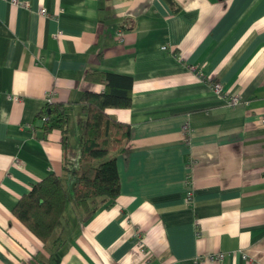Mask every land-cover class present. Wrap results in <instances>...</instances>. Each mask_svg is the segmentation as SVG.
Returning a JSON list of instances; mask_svg holds the SVG:
<instances>
[{
	"label": "crops",
	"instance_id": "0c3cea01",
	"mask_svg": "<svg viewBox=\"0 0 264 264\" xmlns=\"http://www.w3.org/2000/svg\"><path fill=\"white\" fill-rule=\"evenodd\" d=\"M16 1L0 0V264H264V0ZM93 71L134 81L107 109L131 127L121 193L87 221L70 201L44 243L13 209L50 173L72 196ZM50 101L70 106L66 144L37 126Z\"/></svg>",
	"mask_w": 264,
	"mask_h": 264
},
{
	"label": "trees",
	"instance_id": "16d2710c",
	"mask_svg": "<svg viewBox=\"0 0 264 264\" xmlns=\"http://www.w3.org/2000/svg\"><path fill=\"white\" fill-rule=\"evenodd\" d=\"M87 78L102 84L104 91H86L79 101L84 115L79 161L85 168L74 170L65 163V172L76 176L72 196L65 179L50 173L24 194L13 209L14 215L44 243L62 226L70 201L84 210L82 219L87 221L101 204L116 201L121 193L116 155L126 150L131 127L111 117L107 109L131 106L134 81L128 75L100 71L89 72ZM69 110L70 106L64 103L50 101L39 115L37 126L46 133L59 129L66 144Z\"/></svg>",
	"mask_w": 264,
	"mask_h": 264
},
{
	"label": "built area",
	"instance_id": "2783aa9c",
	"mask_svg": "<svg viewBox=\"0 0 264 264\" xmlns=\"http://www.w3.org/2000/svg\"><path fill=\"white\" fill-rule=\"evenodd\" d=\"M14 3H17L16 0H13ZM41 13L42 14H45L46 13V10L45 9H41ZM122 34V33H120ZM201 75V71H198L197 72V76H200ZM211 86H212V89L213 91L221 96L222 98H224L227 103L231 106H235L239 103H241L243 100H242V96L241 94H231V93H227L224 89H223V86L221 83L219 82H213L211 83ZM43 119L45 120L46 119V116L43 117ZM262 123L264 124V117L262 118ZM224 257V254L223 253H218V254H215V255H212L211 258L214 259V260H217V261H221Z\"/></svg>",
	"mask_w": 264,
	"mask_h": 264
},
{
	"label": "rangeland",
	"instance_id": "374dc122",
	"mask_svg": "<svg viewBox=\"0 0 264 264\" xmlns=\"http://www.w3.org/2000/svg\"><path fill=\"white\" fill-rule=\"evenodd\" d=\"M66 184H67V186H68V188H69V176H68V179L66 180ZM69 205V204H68Z\"/></svg>",
	"mask_w": 264,
	"mask_h": 264
}]
</instances>
